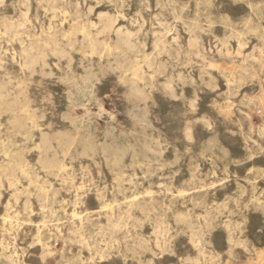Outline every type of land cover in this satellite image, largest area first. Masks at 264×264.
Listing matches in <instances>:
<instances>
[{
    "label": "rangeland",
    "instance_id": "obj_1",
    "mask_svg": "<svg viewBox=\"0 0 264 264\" xmlns=\"http://www.w3.org/2000/svg\"><path fill=\"white\" fill-rule=\"evenodd\" d=\"M0 264H264V0H0Z\"/></svg>",
    "mask_w": 264,
    "mask_h": 264
},
{
    "label": "bare ground",
    "instance_id": "obj_2",
    "mask_svg": "<svg viewBox=\"0 0 264 264\" xmlns=\"http://www.w3.org/2000/svg\"><path fill=\"white\" fill-rule=\"evenodd\" d=\"M173 18V17H172ZM116 24V23H115ZM21 29V28H20ZM153 35V34H152ZM90 48V46H89ZM134 79V78H133ZM174 99V98H173ZM21 105V104H20ZM263 108V107H262ZM15 137V136H14ZM212 161V160H211ZM169 164V163H168ZM160 179V178H159ZM239 185V184H238ZM149 193V192H148ZM241 193V192H240ZM174 197V196H173ZM260 197V196H259ZM260 202V201H259ZM255 205V204H254ZM107 209V208H106ZM207 219V218H206ZM15 229V228H14ZM261 260V259H260ZM215 261V260H214Z\"/></svg>",
    "mask_w": 264,
    "mask_h": 264
}]
</instances>
